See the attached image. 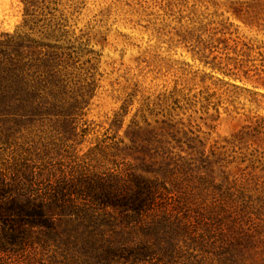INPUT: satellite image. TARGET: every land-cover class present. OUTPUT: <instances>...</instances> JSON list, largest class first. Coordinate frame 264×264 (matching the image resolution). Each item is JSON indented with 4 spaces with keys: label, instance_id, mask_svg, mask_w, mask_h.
Wrapping results in <instances>:
<instances>
[{
    "label": "rangeland",
    "instance_id": "1",
    "mask_svg": "<svg viewBox=\"0 0 264 264\" xmlns=\"http://www.w3.org/2000/svg\"><path fill=\"white\" fill-rule=\"evenodd\" d=\"M11 40L0 264H264V0H0Z\"/></svg>",
    "mask_w": 264,
    "mask_h": 264
},
{
    "label": "trees",
    "instance_id": "2",
    "mask_svg": "<svg viewBox=\"0 0 264 264\" xmlns=\"http://www.w3.org/2000/svg\"><path fill=\"white\" fill-rule=\"evenodd\" d=\"M12 43V40L0 42V120L35 116L43 110V105L47 102L45 96L47 79L43 78L39 67L40 63L44 65L45 62L34 61L32 64L29 60L31 55L39 57L40 53L25 52L23 45L13 46ZM134 198L137 206H140L142 193L137 191ZM133 199L121 198L114 201L112 206L125 208L133 204ZM112 200L116 199L112 197ZM13 210L14 208L5 212ZM26 210L25 206L19 207L20 212H28ZM35 212L43 213L42 209ZM7 218L4 221L11 222L9 217Z\"/></svg>",
    "mask_w": 264,
    "mask_h": 264
}]
</instances>
